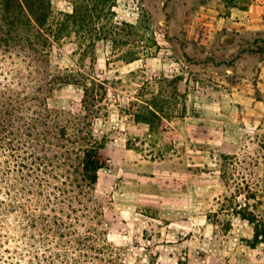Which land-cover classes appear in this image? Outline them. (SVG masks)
<instances>
[{
	"label": "rangeland",
	"instance_id": "rangeland-1",
	"mask_svg": "<svg viewBox=\"0 0 264 264\" xmlns=\"http://www.w3.org/2000/svg\"><path fill=\"white\" fill-rule=\"evenodd\" d=\"M49 2L55 13L92 15L80 25L116 31L82 69L107 82L108 116L92 127L107 137L96 193L106 200L108 240L126 248L129 264H264V242L252 247L253 224L240 217L264 221V13L225 0ZM75 49L67 41L50 61L88 66ZM37 65L0 52V85L21 89L45 74ZM80 98L68 85L47 103L77 110ZM152 100L165 116L154 133L130 113Z\"/></svg>",
	"mask_w": 264,
	"mask_h": 264
},
{
	"label": "trees",
	"instance_id": "trees-1",
	"mask_svg": "<svg viewBox=\"0 0 264 264\" xmlns=\"http://www.w3.org/2000/svg\"><path fill=\"white\" fill-rule=\"evenodd\" d=\"M239 1L225 4L251 3ZM79 12L55 13L49 0H0V52L20 51L35 68L45 64V74L29 77L21 89L0 85V264H129L126 248L108 240L106 200L96 193L107 137L95 136L92 124L108 116L107 82L82 70L92 69L95 43L113 41L116 31L80 25L93 17ZM67 41L76 46L71 55L88 66L52 64ZM130 53L127 61L140 57ZM68 85L81 90L77 110L50 108L52 92ZM144 103L134 102L130 113L157 132L162 106ZM240 217L253 224L252 247L264 242V221Z\"/></svg>",
	"mask_w": 264,
	"mask_h": 264
},
{
	"label": "crops",
	"instance_id": "crops-1",
	"mask_svg": "<svg viewBox=\"0 0 264 264\" xmlns=\"http://www.w3.org/2000/svg\"><path fill=\"white\" fill-rule=\"evenodd\" d=\"M242 13L259 19L260 17H262L264 9L260 6H254L253 4H250L247 9L242 11Z\"/></svg>",
	"mask_w": 264,
	"mask_h": 264
}]
</instances>
